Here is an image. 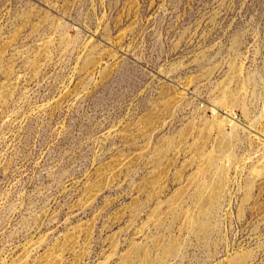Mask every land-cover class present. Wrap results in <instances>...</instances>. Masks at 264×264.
<instances>
[{
	"label": "rangeland",
	"instance_id": "1",
	"mask_svg": "<svg viewBox=\"0 0 264 264\" xmlns=\"http://www.w3.org/2000/svg\"><path fill=\"white\" fill-rule=\"evenodd\" d=\"M0 264H264V0H0Z\"/></svg>",
	"mask_w": 264,
	"mask_h": 264
}]
</instances>
